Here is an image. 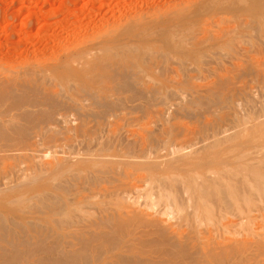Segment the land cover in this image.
I'll list each match as a JSON object with an SVG mask.
<instances>
[{
  "label": "rangeland",
  "instance_id": "374dc122",
  "mask_svg": "<svg viewBox=\"0 0 264 264\" xmlns=\"http://www.w3.org/2000/svg\"><path fill=\"white\" fill-rule=\"evenodd\" d=\"M0 264H264V0H0Z\"/></svg>",
  "mask_w": 264,
  "mask_h": 264
},
{
  "label": "bare ground",
  "instance_id": "6f19581e",
  "mask_svg": "<svg viewBox=\"0 0 264 264\" xmlns=\"http://www.w3.org/2000/svg\"><path fill=\"white\" fill-rule=\"evenodd\" d=\"M256 172H257V171H255L254 173H256ZM255 175H258V172H257ZM255 175H254V176H255Z\"/></svg>",
  "mask_w": 264,
  "mask_h": 264
}]
</instances>
